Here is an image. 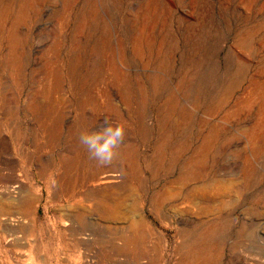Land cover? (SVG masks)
I'll return each mask as SVG.
<instances>
[{"label": "rangeland", "instance_id": "rangeland-1", "mask_svg": "<svg viewBox=\"0 0 264 264\" xmlns=\"http://www.w3.org/2000/svg\"><path fill=\"white\" fill-rule=\"evenodd\" d=\"M0 264H264V0H0Z\"/></svg>", "mask_w": 264, "mask_h": 264}, {"label": "clouds", "instance_id": "clouds-1", "mask_svg": "<svg viewBox=\"0 0 264 264\" xmlns=\"http://www.w3.org/2000/svg\"><path fill=\"white\" fill-rule=\"evenodd\" d=\"M126 125L110 121L104 116L98 130L81 131L78 142L83 146L89 159L100 167L111 166L119 155V149L126 139Z\"/></svg>", "mask_w": 264, "mask_h": 264}, {"label": "bare ground", "instance_id": "bare-ground-1", "mask_svg": "<svg viewBox=\"0 0 264 264\" xmlns=\"http://www.w3.org/2000/svg\"><path fill=\"white\" fill-rule=\"evenodd\" d=\"M187 108V107H186ZM204 147V146H203ZM237 152V151H236ZM133 156H134V154H133ZM247 158V157H246ZM250 162V161H249ZM250 164H251V162H250ZM250 164H248V165H250ZM251 166V165H250ZM100 167V166H99ZM247 169V168H246ZM197 169H195V171H196ZM250 171V170H249ZM91 173V172H90ZM89 173V174H90ZM94 173V172H93ZM92 173V174H93ZM196 172H194V174H195ZM201 174H199V175H202V171L200 172ZM81 174V173H80ZM118 174V173H117ZM117 174H114V173H109V174H101V177H99V178H95L96 180L98 179V181H96V182H100V184L102 183V184H107V183H115V182H117L118 181V176L119 175H117ZM196 175H197V173H196ZM91 176V175H90ZM90 176H88L89 178H90ZM100 176V175H99ZM193 177V176H192ZM92 178H93V175H92ZM199 178V177H198ZM95 179H93V180H95ZM92 180V179H91ZM190 180H191V178H190ZM190 180H188V181H190ZM192 180H193V178H192ZM197 181H199V180H196V182ZM78 182V181H77ZM93 182V184L95 183V181H92ZM194 182H195V180H194ZM82 183V182H81ZM182 183V182H181ZM191 183V182H190ZM70 184V183H69ZM85 184H86V181H85ZM84 184V185H85ZM88 184H91L90 182H88ZM96 184V183H95ZM98 184V183H97ZM188 184H189V182H188ZM87 185V184H86ZM71 186V185H70ZM70 186H68V187H70ZM188 186V185H187ZM187 186H185V188L187 187ZM88 187H89V185H88ZM91 187V186H90ZM93 187V186H92ZM95 187V186H94ZM244 187V186H243ZM183 188V187H182ZM65 189V188H64ZM88 189V188H87ZM92 189V188H91ZM192 189V188H191ZM230 189V188H229ZM239 189V191H241L242 190V187L241 188H238ZM66 190V189H65ZM82 190V189H81ZM84 190V189H83ZM86 190V189H85ZM84 190V191H85ZM66 191H68V190H66ZM193 192L195 191V192H197L195 189L194 190H192ZM201 193H200V195L202 196V197H206V195H204L205 193H203L204 191L203 190H199ZM70 192H72V191H70ZM81 192V191H80ZM83 192V191H82ZM85 193H86V191H85ZM93 193V192H92ZM191 193V192H190ZM189 193V194H190ZM207 193V192H206ZM178 194V193H177ZM183 194H185V192L183 193ZM198 194V193H197ZM89 195H91V194H89ZM94 195V194H93ZM164 194H162L161 196H163ZM181 194H179V196H180ZM190 195H192V194H190ZM184 196V195H183ZM93 197V196H92ZM91 197V198H92ZM197 197H199L198 195H197ZM210 196H207V198H209ZM90 199V198H89ZM202 199V198H201ZM159 200H160V198H159ZM180 201V200H179ZM186 201H188V199H183V201H181L180 202V205L182 204V203H187ZM192 203V202H191ZM204 203H206V202H204ZM208 203V202H207ZM210 203V202H209ZM208 203V204H209ZM179 204V203H178ZM188 204V203H187ZM161 205V204H160ZM204 205V204H203ZM113 243V242H112ZM116 243V242H115ZM139 243V242H138ZM120 244H121V242H120ZM185 259V258H184Z\"/></svg>", "mask_w": 264, "mask_h": 264}]
</instances>
